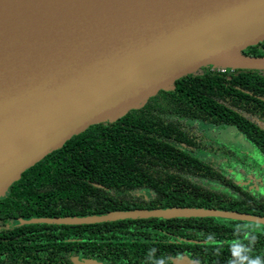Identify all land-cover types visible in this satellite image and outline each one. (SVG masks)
Wrapping results in <instances>:
<instances>
[{"label":"trees","instance_id":"1","mask_svg":"<svg viewBox=\"0 0 264 264\" xmlns=\"http://www.w3.org/2000/svg\"><path fill=\"white\" fill-rule=\"evenodd\" d=\"M245 52L264 56V43ZM206 126L236 127L264 156V70L204 67L142 108L91 125L26 169L0 196V264H74L102 248L129 264H176L179 256L202 264H264V224L249 220L27 221L172 206L264 216V176L245 163L249 155L210 138Z\"/></svg>","mask_w":264,"mask_h":264},{"label":"water","instance_id":"2","mask_svg":"<svg viewBox=\"0 0 264 264\" xmlns=\"http://www.w3.org/2000/svg\"><path fill=\"white\" fill-rule=\"evenodd\" d=\"M264 0H0V196L91 125L114 122L204 67L264 70ZM264 216L218 208H132L28 222ZM176 264H202L188 256ZM74 264H107L77 257Z\"/></svg>","mask_w":264,"mask_h":264},{"label":"rangeland","instance_id":"3","mask_svg":"<svg viewBox=\"0 0 264 264\" xmlns=\"http://www.w3.org/2000/svg\"><path fill=\"white\" fill-rule=\"evenodd\" d=\"M207 134L210 138L225 143L228 148L237 150L241 154H246L245 163L253 167L254 171L260 177L264 176V156L260 154L257 148L250 143L246 137L234 126L212 128L206 126ZM245 158V155H243ZM217 162H227L226 158L217 157ZM250 182V180H247ZM245 183V182H244Z\"/></svg>","mask_w":264,"mask_h":264},{"label":"flooded vegetation","instance_id":"4","mask_svg":"<svg viewBox=\"0 0 264 264\" xmlns=\"http://www.w3.org/2000/svg\"><path fill=\"white\" fill-rule=\"evenodd\" d=\"M111 221H116V220H111ZM118 236H120V235L119 234L118 235L115 234L114 238H116ZM123 236L125 237L126 234H124ZM99 242L101 244V240H99ZM116 243L119 244L120 242H116ZM179 257H181V256H179ZM188 257H190V256H188ZM190 258H192V257H190ZM93 259L105 262L107 264H129V259L126 256H124V255L115 256L114 253L105 254L103 248L100 251H98V253L96 254L95 258H93Z\"/></svg>","mask_w":264,"mask_h":264},{"label":"built area","instance_id":"5","mask_svg":"<svg viewBox=\"0 0 264 264\" xmlns=\"http://www.w3.org/2000/svg\"><path fill=\"white\" fill-rule=\"evenodd\" d=\"M218 69H220V70L224 71L226 68H218Z\"/></svg>","mask_w":264,"mask_h":264}]
</instances>
